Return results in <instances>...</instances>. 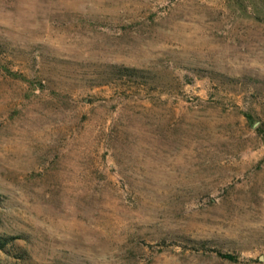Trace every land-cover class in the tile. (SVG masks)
Masks as SVG:
<instances>
[{"label": "rangeland", "instance_id": "rangeland-1", "mask_svg": "<svg viewBox=\"0 0 264 264\" xmlns=\"http://www.w3.org/2000/svg\"><path fill=\"white\" fill-rule=\"evenodd\" d=\"M0 235V264H264V0H0Z\"/></svg>", "mask_w": 264, "mask_h": 264}, {"label": "trees", "instance_id": "trees-1", "mask_svg": "<svg viewBox=\"0 0 264 264\" xmlns=\"http://www.w3.org/2000/svg\"><path fill=\"white\" fill-rule=\"evenodd\" d=\"M121 71H123V74L128 77H135L137 76L138 70L135 68H130V67H121ZM15 237L13 236H4L0 235V251L6 254H10V250L13 249L15 251V243L14 240ZM24 254V253H23ZM217 256L224 258L229 261H234L236 260V257L230 253H223L216 251ZM18 256L22 258V254L18 253Z\"/></svg>", "mask_w": 264, "mask_h": 264}]
</instances>
